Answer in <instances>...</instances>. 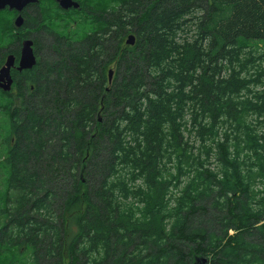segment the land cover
Segmentation results:
<instances>
[{
  "label": "trees",
  "instance_id": "16d2710c",
  "mask_svg": "<svg viewBox=\"0 0 264 264\" xmlns=\"http://www.w3.org/2000/svg\"><path fill=\"white\" fill-rule=\"evenodd\" d=\"M43 1L0 89V264H264V0Z\"/></svg>",
  "mask_w": 264,
  "mask_h": 264
},
{
  "label": "water",
  "instance_id": "95a60500",
  "mask_svg": "<svg viewBox=\"0 0 264 264\" xmlns=\"http://www.w3.org/2000/svg\"><path fill=\"white\" fill-rule=\"evenodd\" d=\"M38 0H0V10L5 8L14 9L18 14L14 18V26L16 28L23 25L24 17L22 12L28 4L37 2ZM61 8L67 9L69 7L78 8L79 3L74 0H55ZM125 43L128 45H133L135 43V35L128 34L125 39ZM31 40L25 39L22 41V46L20 50V60H19V69H29L35 64V57L33 55ZM14 57L12 54H9L4 64L0 67V89L3 91H9L12 85L11 78L9 75L10 67L13 64ZM112 70L108 71V81H111Z\"/></svg>",
  "mask_w": 264,
  "mask_h": 264
},
{
  "label": "flooded vegetation",
  "instance_id": "af4514ba",
  "mask_svg": "<svg viewBox=\"0 0 264 264\" xmlns=\"http://www.w3.org/2000/svg\"><path fill=\"white\" fill-rule=\"evenodd\" d=\"M41 1H43V0H38L37 2H34L32 4H28L27 6H33L34 7V5L40 4ZM46 1H47V5H45V7L48 8V9H46L47 14H49L53 18H57V17L65 18V14L68 11H71L72 8L73 9H80L81 8L80 2H78V1H77L79 3L78 8L69 7L67 9L61 8L60 5L55 0H44L43 2H46ZM74 1H76V0H74ZM27 6L25 7L24 11L22 12L23 17H24V13L26 12ZM5 9H8L13 15L15 14L13 16V21H14V18L16 17V15L18 13L14 9H9L8 7ZM27 12H29V11H27ZM27 30H28V32H27ZM36 32H38V30H36L34 28L25 29V28H23V25L16 28V30H14V32H13V34H14L13 36H14V38H16V40H14V42H13V43H15V47L11 48V50L9 52V54H12L14 57L13 64L9 70V75H10L12 83L13 82H28L26 80L27 79V70L32 69V67H34L37 63V56L35 53V49H36L35 48V44H36L35 37L37 36ZM25 39H30L32 42L31 47H32L33 55L35 57V64L29 69H19L20 50H21V46H22V41ZM9 54H7L5 56L2 63L0 64V67L4 64L5 59Z\"/></svg>",
  "mask_w": 264,
  "mask_h": 264
},
{
  "label": "rangeland",
  "instance_id": "374dc122",
  "mask_svg": "<svg viewBox=\"0 0 264 264\" xmlns=\"http://www.w3.org/2000/svg\"><path fill=\"white\" fill-rule=\"evenodd\" d=\"M26 13H27V11H26ZM22 31H23V30H22ZM129 34H130V33H129ZM127 35H128V34H126V36L124 37V40L127 38ZM111 67H112V65H111Z\"/></svg>",
  "mask_w": 264,
  "mask_h": 264
}]
</instances>
